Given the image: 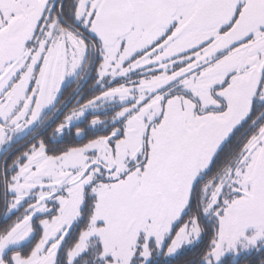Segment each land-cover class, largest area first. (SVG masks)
Here are the masks:
<instances>
[{
	"label": "snow or ice",
	"instance_id": "snow-or-ice-1",
	"mask_svg": "<svg viewBox=\"0 0 264 264\" xmlns=\"http://www.w3.org/2000/svg\"><path fill=\"white\" fill-rule=\"evenodd\" d=\"M0 206V264H264V0H0Z\"/></svg>",
	"mask_w": 264,
	"mask_h": 264
},
{
	"label": "flooded vegetation",
	"instance_id": "flooded-vegetation-1",
	"mask_svg": "<svg viewBox=\"0 0 264 264\" xmlns=\"http://www.w3.org/2000/svg\"><path fill=\"white\" fill-rule=\"evenodd\" d=\"M85 95L87 94V89L85 90V93H84ZM3 212V208H2V206H0V213H2Z\"/></svg>",
	"mask_w": 264,
	"mask_h": 264
}]
</instances>
